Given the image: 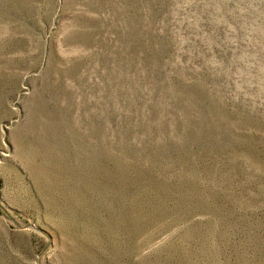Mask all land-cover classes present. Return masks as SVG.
Wrapping results in <instances>:
<instances>
[{"label":"rangeland","instance_id":"rangeland-1","mask_svg":"<svg viewBox=\"0 0 264 264\" xmlns=\"http://www.w3.org/2000/svg\"><path fill=\"white\" fill-rule=\"evenodd\" d=\"M0 264H264V0H0Z\"/></svg>","mask_w":264,"mask_h":264}]
</instances>
